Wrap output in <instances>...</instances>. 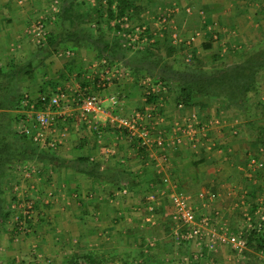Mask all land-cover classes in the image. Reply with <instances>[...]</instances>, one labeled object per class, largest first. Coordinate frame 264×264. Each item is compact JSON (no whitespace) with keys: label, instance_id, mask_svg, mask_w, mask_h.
<instances>
[{"label":"rangeland","instance_id":"obj_1","mask_svg":"<svg viewBox=\"0 0 264 264\" xmlns=\"http://www.w3.org/2000/svg\"><path fill=\"white\" fill-rule=\"evenodd\" d=\"M118 2L39 0L31 5L35 14L31 30L39 22L44 34V40L35 37L37 56L50 58L47 64L54 72L70 70L77 82L88 74L87 70L94 75L92 71L102 67V60L109 64L118 61L125 71L134 73L139 86H144L143 77L150 78L148 90L157 88L150 96L160 91L175 94L184 86H202L210 94L222 89L228 94L239 93L242 72L235 70L251 66L259 73L260 65L264 68V0H126L129 8L122 15H118ZM249 8L254 14L255 10L259 12L257 18L253 14L249 17ZM232 13L237 20L230 18ZM256 24L261 26L262 35L251 34ZM48 34L56 37V45L47 44ZM24 64L10 61L1 66L0 75V114H8L5 126L11 132L5 141L15 146L25 142L12 126L14 103L19 95L36 90L19 82L21 72L31 71ZM107 69L115 70L113 66ZM159 82L162 85L158 86ZM52 84L53 88H44L46 93L56 91L57 84ZM60 89L74 96L96 94L87 85L76 93L68 87ZM31 161L14 160L5 170L0 194V264H66L83 254H91L99 264H250V257L264 264V250L255 252L246 247L248 226L264 229V221L259 218L264 212L257 213L258 208L264 210L260 204L252 211H241L235 222L211 223L217 234L225 236L224 242L210 240L207 235L203 240L186 242L180 233L188 227L173 221L13 222L21 214L14 190L22 181L18 166ZM28 185L32 186L31 182L25 188ZM145 195L140 194L141 203L146 201ZM166 197L170 199L168 194ZM25 200L35 204L33 196ZM8 209L12 216L6 220L4 212ZM239 238L245 240L242 249L234 247Z\"/></svg>","mask_w":264,"mask_h":264},{"label":"crops","instance_id":"obj_2","mask_svg":"<svg viewBox=\"0 0 264 264\" xmlns=\"http://www.w3.org/2000/svg\"><path fill=\"white\" fill-rule=\"evenodd\" d=\"M36 3L39 0H0V69L10 61L30 66L31 71L21 72L19 82L36 88L29 93L32 98L48 92L44 88H53L52 83L57 84L56 89L68 87L75 93L87 85L105 100L106 106V99L112 95L119 98V104L95 119L82 118L75 111L64 117L53 116L48 136L57 141L55 149H49L54 161L34 158L28 163L33 169L32 222H171L172 210L166 197L170 190L182 191L187 196L197 220L207 217L217 225L229 220L235 222L237 214L246 208L252 211L255 205L264 207V68L261 65L259 73L254 71L241 105L229 103L219 91L192 94L190 106L178 108L176 93L159 90L155 96L146 95L145 86H139L134 73L125 71L118 61L108 63V67L113 66L119 73L113 74V70L102 66L92 71V76L87 70L88 74H83L79 83L70 70L54 72L47 64L50 58L37 56V41L31 30L35 19L31 5ZM258 13L255 10L254 14L252 8L248 10L250 18L252 14L257 18ZM261 17L264 19V13ZM230 18L238 19L233 13ZM254 26L251 34L262 35L261 26ZM4 57L9 59L5 61ZM137 111L150 112L157 121L151 129L153 136L164 137L165 151L156 150L154 159L150 157L153 147L139 146L126 131L111 122L116 115L126 117ZM191 115L204 126L193 141L173 132L175 124L184 125ZM79 159L97 165L104 180L80 173L81 166L75 165L81 162ZM114 177L116 182L121 178L117 184ZM164 178H168L169 186L162 183ZM150 190L159 195L153 211L148 208L149 202L141 203L139 197L144 192L146 199Z\"/></svg>","mask_w":264,"mask_h":264},{"label":"built area","instance_id":"obj_3","mask_svg":"<svg viewBox=\"0 0 264 264\" xmlns=\"http://www.w3.org/2000/svg\"><path fill=\"white\" fill-rule=\"evenodd\" d=\"M22 1V0H20ZM42 25L39 26V22L34 26L32 32L35 37L44 40V34H41ZM101 65L105 69L108 67L106 60H102ZM119 73L113 71V74ZM105 74H109L108 71ZM103 80H108L103 78ZM151 80L145 76L142 79V85L145 86V94L149 95L154 93L157 88L149 89ZM162 85L161 82L158 86ZM105 84H102L104 87ZM159 91V89H158ZM108 105H105V100L100 98L97 94L88 93L87 95L77 94L74 96L68 93L64 89H56L53 93H39L36 98H32L28 93H23L20 97L18 107L14 111L16 120H14L12 126L15 128V132L20 136L29 138L38 147H47L50 150H54L57 144L55 139H51L48 136L49 128L52 124V118L54 115L64 117L71 111L78 112V115L82 118L90 116L97 118L98 115L102 114L106 110H113L119 104V98L117 96H109L106 99ZM183 104L178 103L177 107L181 108ZM112 123H115L119 129L126 131L129 137L134 138L139 146L153 147L154 151L150 154L151 159H154L156 150L161 152L165 151V140L163 136H153L152 126L157 124V121L150 112L140 113L134 112L130 116H118L116 115L111 119ZM204 129L197 121L194 115L189 116L185 119L184 125L175 124L173 132L175 135L184 136L186 140L193 141L197 136V133ZM180 142V138H178ZM19 167V173L22 175V181L19 185L14 187L16 191L17 205L21 209V214L16 215L14 218L15 222H30L33 217L34 203L32 200L24 202V199L31 196L32 187L25 188L27 183L29 184L32 177L33 169L28 163L21 164ZM25 182V183H24ZM162 183L169 186L168 178L162 179ZM125 194V190H121ZM157 191H151L146 197L149 202L148 208L152 210L159 195ZM163 194V191L160 192ZM169 200L171 205V220L173 222H179L186 225L188 229L180 233V238L185 241L203 240L207 235L210 240L213 238L218 239L221 242L226 241L224 235H219L215 228L211 227L209 218L205 217L197 220L193 208L190 205L187 196L182 191L170 190ZM264 212L261 208L257 209V213ZM260 220L264 221V215L261 214ZM248 222V221H247ZM212 228V229H211ZM248 228L252 229L249 225ZM262 227L258 226V231ZM263 229V228H262ZM264 232V229L262 230ZM245 238V237H244ZM235 248L242 249L245 247V240L239 238L234 243Z\"/></svg>","mask_w":264,"mask_h":264},{"label":"trees","instance_id":"obj_4","mask_svg":"<svg viewBox=\"0 0 264 264\" xmlns=\"http://www.w3.org/2000/svg\"><path fill=\"white\" fill-rule=\"evenodd\" d=\"M118 2V15H122L126 9L129 8V4L126 2V0H117ZM47 44L49 45H56L57 42H55L54 36L49 34L47 36ZM205 47H208L209 44H205ZM107 47V45L105 46ZM236 72H242L241 78H243V84H241V89L239 93L233 92V94H228V92L224 91V89L220 90V93H224L225 99L231 103L236 105H241L244 103V97L245 93L248 91V88L250 86V79L253 77V73L255 70L251 66H240L235 70ZM28 73V72H26ZM0 75H3L2 70L0 69ZM247 79V80H246ZM215 82V81H214ZM221 83L219 82L218 86L220 87ZM168 90L170 89L167 87ZM45 93V92H40ZM210 94L208 91L205 90V87L198 86V87H191V86H184L183 88L180 87L177 94V100L178 103H182L185 106H190L191 104V98L192 94ZM241 94L239 97L238 95ZM21 95H19L14 103V108L16 109L18 107V103L20 100ZM3 101V99H0ZM12 115V114H11ZM12 120H16L15 116H12ZM8 119V114H0V194L3 192V188L1 187L3 185V180L6 176L5 170L8 169V166L10 163H12L14 160L22 161V160H33L34 158L37 159H48V162L54 161L53 158H51L48 153L49 149L47 147H38L35 145L29 138L25 136H21V139L25 142L24 144L19 145H13L12 142L5 141V136L11 135V132L9 129L5 126V121ZM20 158V160H19ZM85 159H79L78 165L81 166L80 170H78L80 173H82L85 176L104 180V177L101 176V171L99 170V167L93 163H89L88 160L84 161ZM124 173V172H122ZM121 179V178H120ZM118 180V182L120 181ZM126 178H122V181ZM113 181L116 182V179ZM116 182L115 184H117ZM3 200V199H2ZM1 201V198H0ZM5 218L10 219L12 216V211L7 210L4 212ZM13 222L14 218H13ZM32 222V221H30ZM184 230V229H183ZM182 230V232H183ZM246 247L250 248L252 251L258 252L264 250V232H259L255 228L246 230ZM187 242V241H186ZM252 262H251V261ZM250 264H257L256 259H253L250 257ZM66 264H99V262L93 257L91 254H83L81 256H74L70 258ZM259 264V263H258Z\"/></svg>","mask_w":264,"mask_h":264}]
</instances>
